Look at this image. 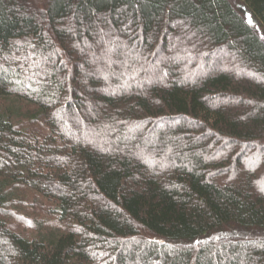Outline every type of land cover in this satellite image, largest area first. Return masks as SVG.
Instances as JSON below:
<instances>
[{"label": "trees", "instance_id": "1", "mask_svg": "<svg viewBox=\"0 0 264 264\" xmlns=\"http://www.w3.org/2000/svg\"><path fill=\"white\" fill-rule=\"evenodd\" d=\"M264 0H0V264H264Z\"/></svg>", "mask_w": 264, "mask_h": 264}, {"label": "rangeland", "instance_id": "2", "mask_svg": "<svg viewBox=\"0 0 264 264\" xmlns=\"http://www.w3.org/2000/svg\"><path fill=\"white\" fill-rule=\"evenodd\" d=\"M236 5H240L242 0H232ZM258 31L264 35V27L258 26L257 27Z\"/></svg>", "mask_w": 264, "mask_h": 264}]
</instances>
